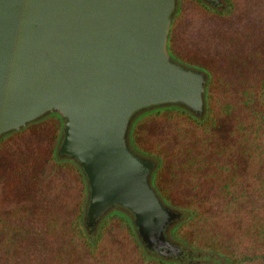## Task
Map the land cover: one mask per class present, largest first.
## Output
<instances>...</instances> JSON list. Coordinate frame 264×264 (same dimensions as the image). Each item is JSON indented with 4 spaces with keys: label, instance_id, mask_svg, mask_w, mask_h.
<instances>
[{
    "label": "water",
    "instance_id": "water-1",
    "mask_svg": "<svg viewBox=\"0 0 264 264\" xmlns=\"http://www.w3.org/2000/svg\"><path fill=\"white\" fill-rule=\"evenodd\" d=\"M178 12L179 0H0V141L56 117L55 156L84 180L85 231L125 212L145 248L185 260L194 252L166 233L187 211L161 197V159L132 140L151 114L207 113L210 74L170 48Z\"/></svg>",
    "mask_w": 264,
    "mask_h": 264
},
{
    "label": "trees",
    "instance_id": "trees-1",
    "mask_svg": "<svg viewBox=\"0 0 264 264\" xmlns=\"http://www.w3.org/2000/svg\"><path fill=\"white\" fill-rule=\"evenodd\" d=\"M183 19L171 32L177 53ZM220 78L219 91L214 79L207 84L204 116L166 109L137 123L132 138L161 158L154 186L171 207L187 211L166 235L194 259L149 251L125 212H108L86 232L84 180L73 164L56 159L52 118L41 145L20 144L31 126L0 141V264H264V76L256 91L230 89V75ZM145 124L161 133L149 125L150 137L143 138ZM222 124L231 127L228 138Z\"/></svg>",
    "mask_w": 264,
    "mask_h": 264
},
{
    "label": "rangeland",
    "instance_id": "rangeland-1",
    "mask_svg": "<svg viewBox=\"0 0 264 264\" xmlns=\"http://www.w3.org/2000/svg\"><path fill=\"white\" fill-rule=\"evenodd\" d=\"M199 6L198 0H179V12L174 18L173 25L178 16H184L179 27L180 52L172 50L170 34L172 53L183 62L205 69L210 74L208 83L214 79L213 89L216 91L223 89L220 77L225 75H230V80L233 81L230 89L256 91L264 76V0H226L220 10L207 7L201 9ZM261 99L264 101V84ZM149 116L141 119L136 127ZM52 118L58 123L57 139L60 122L56 117L48 116L31 124V132L21 137L20 144L41 145L40 142L53 131ZM149 125L140 126V129H144L141 136L145 139L151 134V128H147ZM153 129V133H161L159 126L154 125ZM230 130L231 127L226 124H222L219 129L224 138L229 137ZM133 142L138 149L146 152L135 140Z\"/></svg>",
    "mask_w": 264,
    "mask_h": 264
},
{
    "label": "flooded vegetation",
    "instance_id": "flooded-vegetation-1",
    "mask_svg": "<svg viewBox=\"0 0 264 264\" xmlns=\"http://www.w3.org/2000/svg\"><path fill=\"white\" fill-rule=\"evenodd\" d=\"M215 9V8H214ZM196 257V255H190L187 258H185L186 260L188 259L189 261H191L192 259H194Z\"/></svg>",
    "mask_w": 264,
    "mask_h": 264
}]
</instances>
